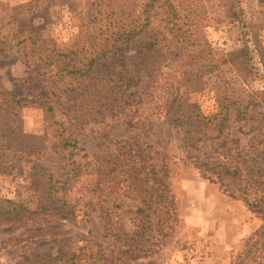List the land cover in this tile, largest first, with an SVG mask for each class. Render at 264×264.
Masks as SVG:
<instances>
[{"label":"trees","instance_id":"16d2710c","mask_svg":"<svg viewBox=\"0 0 264 264\" xmlns=\"http://www.w3.org/2000/svg\"><path fill=\"white\" fill-rule=\"evenodd\" d=\"M53 1L28 0L7 7L0 0V53L10 39L15 48L7 49L18 55L29 75L24 95L9 93L0 83V172L9 162L44 149L39 136L22 130L19 110L26 105L41 108L53 138L50 148L59 150L75 148L84 125L107 119L121 117L134 129L151 130L149 112L143 113L148 97L153 100L157 94L168 101L177 96L175 124L185 159L202 178L217 183L264 220V50L259 53L260 71L245 43L230 51L213 50L198 31L204 11L198 9L197 0H65L78 28L67 44L60 45L48 40L29 17ZM158 13L162 16L153 25L152 17ZM149 30L148 45L131 48ZM176 49L182 53L175 54ZM131 50L134 53L128 57ZM224 65L237 80L217 95L215 112L205 114L180 95L198 90L203 76L214 70L221 79ZM257 78L262 89L251 85ZM116 147L88 161V173L96 188L115 179L126 182L139 202L135 213L143 220L140 228H117L118 221L106 212L101 237L88 230L74 248L22 251L15 264H131L158 250L162 239L157 232L176 220L167 182L168 157L137 134L117 141ZM76 169L66 172L75 177ZM66 179L48 181L50 199L37 213L70 217ZM33 213L0 198V223H28ZM59 232L65 231L52 226L28 228L1 239L0 247ZM257 234L264 237V222Z\"/></svg>","mask_w":264,"mask_h":264},{"label":"rangeland","instance_id":"374dc122","mask_svg":"<svg viewBox=\"0 0 264 264\" xmlns=\"http://www.w3.org/2000/svg\"><path fill=\"white\" fill-rule=\"evenodd\" d=\"M1 1L11 7L28 0ZM197 6L204 11L198 19V31L210 47L217 52L230 51L245 43L250 49L252 64L260 71L259 53L264 50V0H197ZM161 16L158 13L152 17V24L158 23ZM29 17L48 40L60 45L67 44L78 28L65 0L44 3ZM4 22L7 24L9 19ZM150 32L138 36L131 48L147 46ZM8 47L15 48L10 39L0 53V83L9 93L24 95L29 86L28 69ZM132 53L134 50L128 57ZM181 53V49L175 50V54ZM130 62L132 65V58ZM216 72L203 76L204 82L195 92L180 93L205 114L216 111L217 95L228 91L237 80L229 65L222 66L221 79L215 76ZM251 85L262 89V81L258 78ZM176 98L165 101L157 94L153 100L148 97L143 113L149 112L151 130L134 129L121 117L107 119L84 125L75 148L59 150L50 148L53 138L46 129L41 108L36 105L22 107L19 110L22 130L39 136L44 149L38 155L11 160L3 166L0 198L20 203L36 213L31 214L28 223H0V240L34 227L52 226L65 232L0 247V264H15L22 251L31 249L57 251L62 245L74 248L81 244L88 230L101 237L106 212L118 221L117 228H140L143 220L135 213L139 202L126 182L117 183L115 179L110 183L102 182L96 188L95 179L88 173V161H94L96 155L116 151V142L132 134L167 155V182L174 197L176 220L171 222L170 228L157 232V238L162 240L154 254L132 260L131 264H264V237L257 234L264 222L261 216L248 209L240 199L229 197L217 183L202 178L185 159L181 131L175 124ZM71 167H77V176L66 172ZM49 174L58 177L60 182L67 178L65 199L71 211L67 219L61 218L62 214L42 210L37 213L50 199ZM52 176L50 182H53Z\"/></svg>","mask_w":264,"mask_h":264}]
</instances>
